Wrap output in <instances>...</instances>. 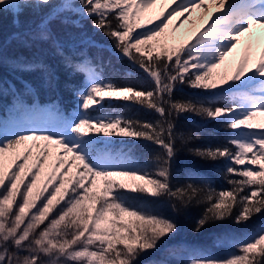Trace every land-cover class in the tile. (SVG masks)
I'll return each instance as SVG.
<instances>
[{"label": "snow or ice", "instance_id": "obj_1", "mask_svg": "<svg viewBox=\"0 0 264 264\" xmlns=\"http://www.w3.org/2000/svg\"><path fill=\"white\" fill-rule=\"evenodd\" d=\"M61 72L67 111L39 103ZM6 99L0 264H264V223L241 231L264 216V0H0V110ZM192 116L228 135L191 146L204 139L180 131ZM182 152L227 187L178 172ZM190 208L203 209L194 233L218 229L210 244L169 242Z\"/></svg>", "mask_w": 264, "mask_h": 264}, {"label": "trees", "instance_id": "obj_2", "mask_svg": "<svg viewBox=\"0 0 264 264\" xmlns=\"http://www.w3.org/2000/svg\"><path fill=\"white\" fill-rule=\"evenodd\" d=\"M13 30L14 29H13V25L11 22V17L8 15H5L3 19V24H2V31H3V36L5 37L4 48H5L6 66L4 69V76H5L6 82L9 80V77H10V71H9V68L7 67V64H8L7 53H8V47H9L8 46V36ZM89 31H91V29H89ZM167 31L170 32V25ZM98 38L103 39L101 37H98ZM242 48L239 49L238 52L236 51L235 55L237 59L242 54V50H243ZM105 55L107 56V54ZM61 76H62V83L58 89L53 90V89H47L44 87H40L39 103L42 105H48L58 100L59 103L63 106V108L67 111V110H71L74 107L75 98L72 96V94L68 90H66L63 87V80H64L63 72H61ZM80 79H81L80 77H77L75 82L79 83ZM37 83L39 84L38 78H37ZM187 91L188 89H185V92ZM5 95L7 97L8 95L7 90L5 91ZM4 103H5V107L2 110H0V121H2L3 123H6L7 119L10 118L12 112L14 111V108L9 105V100L6 99ZM121 111H125V110L121 109ZM126 114L133 115V116H139V117H145L148 119L155 118L154 114L147 113L144 111H140V112L127 111ZM260 119H264V118H260ZM180 125H181L180 126L181 132H184L186 134L195 133L197 135H201L204 137V139L202 140L195 141L191 146L222 143L223 142L222 138L228 135V132L221 125L213 122L205 126L200 120V118L197 116H192L189 120L182 119L180 121ZM136 156L137 158H142L143 153L137 152ZM218 166L219 165L205 163L204 161L198 160L182 152L178 158V163L176 167H177V171L181 173H182V170L187 169V168L198 169L199 171L211 177L215 181L216 187H220L222 184L224 187H227V185L223 183L221 178L218 175H216L214 171ZM46 170H48L47 166H46ZM163 208L169 210L174 216V213L171 208L167 207L166 205ZM202 210H203L202 208H190L185 214L176 217L180 225V231H179V234L174 238V240L182 239L184 241H188L191 245H194V246L210 244L213 234L216 231H218V229L215 226L209 227L199 234L194 233L192 231L194 221L199 216ZM262 223H264V216L256 217L253 219V221L250 223L247 229H243L241 231H252ZM216 250H217L216 248L212 249V251H216Z\"/></svg>", "mask_w": 264, "mask_h": 264}, {"label": "rangeland", "instance_id": "obj_3", "mask_svg": "<svg viewBox=\"0 0 264 264\" xmlns=\"http://www.w3.org/2000/svg\"><path fill=\"white\" fill-rule=\"evenodd\" d=\"M161 4H157L156 5V11H159V10H161ZM202 12H203V10H202ZM180 19H183V17H181ZM177 23H179V20L178 19H176V18H174L173 19V22H172V24H177ZM200 26V23L198 22L197 23V25H196V27H199ZM192 28V25L190 24V25H188V26H186V27H180V30H179V33H178V35L179 36H181V37H186L187 35H189L190 34V29ZM171 30H172V25H170V32H171ZM243 47V43L240 45V46H238V48H237V52L239 51V49H241ZM243 49V48H242ZM256 55H258V51L256 52ZM255 58V57H254ZM229 59H232V57H229ZM10 123V118H8L7 119V121H6V123L5 124H9ZM142 159V158H141ZM162 211H163V213L165 214V215H167V216H173V214L169 211V210H167V209H165V208H162ZM170 243H175V242H181V243H187V244H190L188 241H184V240H182V239H176V240H174V241H169ZM217 250L216 251H212L214 254H216V255H224V254H226V252L227 251H229V249H223V248H216Z\"/></svg>", "mask_w": 264, "mask_h": 264}, {"label": "bare ground", "instance_id": "obj_4", "mask_svg": "<svg viewBox=\"0 0 264 264\" xmlns=\"http://www.w3.org/2000/svg\"><path fill=\"white\" fill-rule=\"evenodd\" d=\"M171 2V0H169V3ZM174 6V5H173ZM202 10L203 9H197L196 10V12L193 14V17H192V19H197L198 17H200L201 15H202ZM204 19H207V17H205ZM199 23H202V22H199ZM188 25H190L189 23H185V24H183L181 27H186V26H188Z\"/></svg>", "mask_w": 264, "mask_h": 264}]
</instances>
